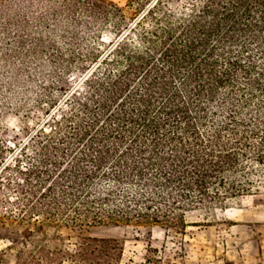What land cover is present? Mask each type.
I'll return each mask as SVG.
<instances>
[{
  "label": "trees",
  "instance_id": "obj_1",
  "mask_svg": "<svg viewBox=\"0 0 264 264\" xmlns=\"http://www.w3.org/2000/svg\"><path fill=\"white\" fill-rule=\"evenodd\" d=\"M188 1L179 10L166 0H0L2 19L37 10L39 27L66 22L76 42L82 31L118 33L99 55L75 48L81 98L23 172L20 195L37 217L182 228L190 213L257 194L251 176L264 189V0ZM120 255L114 240L81 238L72 262ZM62 260L40 251L18 264Z\"/></svg>",
  "mask_w": 264,
  "mask_h": 264
},
{
  "label": "rangeland",
  "instance_id": "obj_2",
  "mask_svg": "<svg viewBox=\"0 0 264 264\" xmlns=\"http://www.w3.org/2000/svg\"><path fill=\"white\" fill-rule=\"evenodd\" d=\"M103 1L121 8L128 2ZM166 1L179 10L189 2ZM36 11L25 21L0 14V264H18L40 251L48 258L61 254V264H75L81 238L116 241L120 264H264V189L253 176L248 179L259 187L257 194L231 200L223 209L190 213L182 228L137 222L74 226L46 221L26 205L20 195L23 172L37 159L43 135L49 139L55 120L67 116L69 104L81 98L73 94L76 87L82 92V71L73 66L72 56L88 48L99 55L118 34L110 27L94 36L82 31L76 42L61 31L66 22L55 27L48 18L39 27Z\"/></svg>",
  "mask_w": 264,
  "mask_h": 264
}]
</instances>
